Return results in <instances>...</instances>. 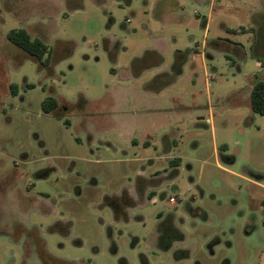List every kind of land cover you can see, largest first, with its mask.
<instances>
[{"label": "rangeland", "instance_id": "obj_1", "mask_svg": "<svg viewBox=\"0 0 264 264\" xmlns=\"http://www.w3.org/2000/svg\"><path fill=\"white\" fill-rule=\"evenodd\" d=\"M256 77L264 0H0V264H264Z\"/></svg>", "mask_w": 264, "mask_h": 264}, {"label": "trees", "instance_id": "obj_2", "mask_svg": "<svg viewBox=\"0 0 264 264\" xmlns=\"http://www.w3.org/2000/svg\"><path fill=\"white\" fill-rule=\"evenodd\" d=\"M7 40L33 58L40 67H48L51 49L43 40L32 37L24 29L10 31ZM10 90L11 94L15 95L16 87L11 86ZM250 106L253 113L264 116V78H255L250 93ZM58 108V101L52 97L42 103V110L47 115L55 113Z\"/></svg>", "mask_w": 264, "mask_h": 264}, {"label": "crops", "instance_id": "obj_3", "mask_svg": "<svg viewBox=\"0 0 264 264\" xmlns=\"http://www.w3.org/2000/svg\"><path fill=\"white\" fill-rule=\"evenodd\" d=\"M161 54L162 53L158 49H153L152 51H146V53L144 54V57L134 63L132 70H131L133 77H140L145 71H147L152 66V65H148L146 67V65H145L141 68H136V65L138 63H140V61H145L146 58H154L155 59L154 62H156L155 65H160L162 62ZM128 76H130V75L128 74ZM166 76H168V75H166V74L165 75H159L156 78L157 79H163Z\"/></svg>", "mask_w": 264, "mask_h": 264}, {"label": "built area", "instance_id": "obj_4", "mask_svg": "<svg viewBox=\"0 0 264 264\" xmlns=\"http://www.w3.org/2000/svg\"><path fill=\"white\" fill-rule=\"evenodd\" d=\"M171 202H174V200H173V199H171Z\"/></svg>", "mask_w": 264, "mask_h": 264}]
</instances>
